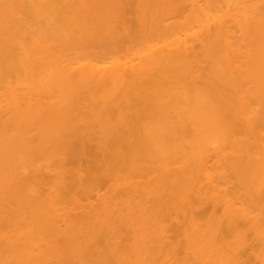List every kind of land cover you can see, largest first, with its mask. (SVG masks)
<instances>
[{
  "label": "bare ground",
  "instance_id": "bare-ground-1",
  "mask_svg": "<svg viewBox=\"0 0 264 264\" xmlns=\"http://www.w3.org/2000/svg\"><path fill=\"white\" fill-rule=\"evenodd\" d=\"M187 1L152 11L140 46L95 58L104 32L119 35L111 0H53L68 8L57 15L63 36L35 34L21 81L0 71V264H264V0H205L177 22ZM9 2L1 34L20 12ZM136 81L148 99L141 146L119 156L129 171L94 155V196L80 186L41 192L43 169L97 146L96 124L117 121ZM196 103L227 129L225 144L197 141L181 165L138 179L139 159L162 160L166 131L194 138Z\"/></svg>",
  "mask_w": 264,
  "mask_h": 264
},
{
  "label": "rangeland",
  "instance_id": "rangeland-1",
  "mask_svg": "<svg viewBox=\"0 0 264 264\" xmlns=\"http://www.w3.org/2000/svg\"><path fill=\"white\" fill-rule=\"evenodd\" d=\"M11 0H0V4ZM53 0H17V3H10L12 7L20 9L18 19L15 24L8 27L9 31L1 34L0 28V71L6 75L8 80L14 83L23 79V73L18 70L21 60V51L28 42L33 39L35 34L43 35L48 39L57 40L63 36L62 28L58 24L57 15L61 4H53ZM89 2L90 0H83ZM173 0H111L112 15L111 22L118 28V38L112 42L107 33L104 32L97 43L89 51L91 57L102 58L111 53H124L128 49L140 46L149 38V14L152 11L163 12L172 6ZM222 2V0L220 1ZM206 8L205 0L187 1L179 10L176 18L177 22H188L192 16V10ZM51 8V10H49ZM65 8V7H63ZM68 8H65L67 11ZM149 17V18H148ZM8 37L15 42L9 43ZM208 38L202 37L200 47L207 48ZM14 49L15 56L8 58V50ZM80 53L72 52L71 56ZM0 83V88L2 87ZM129 89V88H128ZM148 96L145 88L140 82L133 83L127 90L124 100L118 104V119L114 123L99 121L96 124V132L99 137L97 146L88 148L80 155L76 163L71 160L54 161L43 169V178L39 183L41 192L54 191L55 194L66 196L67 193L76 186L86 191L91 196L102 190L93 184L95 174L90 170V161L94 155H106L111 159L115 166L116 174L129 171L126 165L122 166L119 156H126L133 149H138L140 145L139 133L145 121H138V117L143 114ZM141 101V102H140ZM190 110L194 112L193 105ZM191 111V112H192ZM190 113L187 123L188 127L194 131V138H181L177 132L166 131L164 139L160 143L164 156L161 161L155 162L154 159L144 161L139 159L137 165V178L145 179L149 175L157 173L164 166L181 165L188 154L197 151V141L204 142L206 139L219 144H225L229 132L220 124L215 114L208 110L205 105L196 103L194 114ZM208 129L210 131H208ZM206 131V132H205ZM208 141V140H207ZM81 190V189H80ZM79 190L78 195L81 196ZM204 206L198 207V212H203Z\"/></svg>",
  "mask_w": 264,
  "mask_h": 264
}]
</instances>
